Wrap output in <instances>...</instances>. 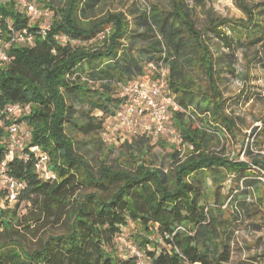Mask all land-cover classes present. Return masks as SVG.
<instances>
[{
	"label": "trees",
	"instance_id": "16d2710c",
	"mask_svg": "<svg viewBox=\"0 0 264 264\" xmlns=\"http://www.w3.org/2000/svg\"><path fill=\"white\" fill-rule=\"evenodd\" d=\"M35 1L50 11L49 21L31 24L12 0L0 5L16 28L35 34L33 46L12 43L9 61L0 62V111L16 103L29 107L12 115L30 131V140L9 162L23 183L17 206H30L22 220L38 222L54 212L65 230L33 249L14 240L0 242V264H137L119 237L135 243L150 264H229L230 244L220 239L216 216L205 205L203 176L233 173L247 185L261 180L253 172H264V155L253 154V146L263 150L264 119L246 147L253 155L250 162L208 149L212 131L196 119L202 121L197 113H204L216 131L235 134V119L226 113L219 85L223 72L234 74V69L218 67L216 52L264 44V1L233 0L244 18L217 16L206 8L207 0H149L127 12L102 11L105 0H42L43 6ZM161 59L168 67L166 89L183 108L170 115L168 126L180 138L179 146L193 148L187 147L186 155L180 147L169 153L168 169L155 166L146 158L152 138L141 133L124 142L130 149L129 156L120 153L127 158L124 164L108 163L106 152L93 165L76 150L71 133L99 135L106 114H115L124 103L121 84L154 79L149 63ZM135 141L142 160L131 150ZM30 145L47 152L54 177L35 170ZM6 151L3 126L0 161ZM236 202L232 194L224 205ZM9 204L7 190L0 187V228L11 226L9 210L2 207Z\"/></svg>",
	"mask_w": 264,
	"mask_h": 264
},
{
	"label": "rangeland",
	"instance_id": "374dc122",
	"mask_svg": "<svg viewBox=\"0 0 264 264\" xmlns=\"http://www.w3.org/2000/svg\"><path fill=\"white\" fill-rule=\"evenodd\" d=\"M158 2V0H153ZM160 1V0H159ZM261 1V0H252ZM264 1V0H262ZM191 3V0H189ZM43 6L42 0L39 1ZM149 0H105L101 5L102 11H133L140 7L144 8ZM56 4V1L54 2ZM207 9L213 10L217 16L226 18H244L243 12L236 7L233 0H207ZM219 49V48H218ZM219 51V50H218ZM220 56L219 66L231 72H223L224 79L219 83L223 98L228 105L227 111L233 114L236 128L234 133L228 129L215 130L216 123L208 115L197 113L202 121L196 119V124L201 128L210 127L211 139L208 149L229 158H237L250 162L253 155L246 152V147L252 139L255 127L261 125L264 119V44L253 47L236 45L231 50L221 49L216 52ZM116 93L115 96H117ZM97 115L101 113L96 112ZM195 114V113H194ZM196 116V117H197ZM185 120H188L185 118ZM137 124L145 122L143 117L136 119ZM203 122L206 126H204ZM173 125V129L179 132ZM74 138L76 150L83 154L93 165L98 166L104 153L107 154V162H120L124 164L127 159L122 156L123 151L129 156L130 149L125 147V141L134 135L128 126L120 125L116 113L106 114L104 118V129L99 135L96 133L80 134L71 133ZM168 132L159 137L158 140L151 139L150 151L146 158L155 166L170 168L171 159L169 153L180 147L182 154L187 153V144L179 146L175 143ZM137 141V140H136ZM131 147L132 152L138 159H143V154L138 142ZM109 147L113 148L110 152ZM264 144L261 149L254 145L253 154L264 155ZM121 155V158L119 157ZM254 168L255 165H252ZM255 176L261 180L251 179L252 183L239 181L237 175L230 173L222 175L205 174L203 190L206 194L205 205L212 209L216 216V224L220 227V239L230 244L229 264H264V172L255 169ZM235 195L237 200L235 206L224 205L230 195ZM11 201L3 208L9 210L7 213L11 220V226L0 228V242L14 240L15 243L33 249L38 247L49 235L59 234L65 230L63 219H59L54 212L46 214L38 222H26L22 220L29 210L27 202ZM14 211V212H13ZM20 217L19 222L13 221Z\"/></svg>",
	"mask_w": 264,
	"mask_h": 264
},
{
	"label": "built area",
	"instance_id": "2783aa9c",
	"mask_svg": "<svg viewBox=\"0 0 264 264\" xmlns=\"http://www.w3.org/2000/svg\"><path fill=\"white\" fill-rule=\"evenodd\" d=\"M9 0H0V5ZM20 11L27 14L30 23H35L38 19L44 18L49 21L51 13L48 9H42L35 0H12ZM0 62L9 61L8 49L12 43L17 45L35 44V34L28 27L16 28L10 17H5L0 12ZM6 28V29H5ZM46 28H49V22L41 33L46 34ZM65 42L64 36H57ZM149 66L154 69L157 77L154 79H138L128 83H122L121 93L124 96V103L116 111L117 119L120 125L128 126L130 131L136 135L147 133L152 139L158 140L160 136L173 133L168 126L170 115L174 111L183 110L178 103L176 96L167 91L168 85V67L161 59L152 61ZM28 106L23 107L19 103L10 105L7 109L0 111V127L6 126L7 133V151L4 158L0 161V187L7 190L11 201H17V197L23 188V183L19 181L10 171L9 162L19 151H21L30 140V131L26 129L23 123L18 122L12 117L22 111H27ZM140 117L145 119L142 125L137 124L136 119ZM174 134V133H173ZM176 144L181 140L178 135L172 136ZM187 146L192 149L189 144ZM29 150L35 156V170L47 177H54L49 171V156L38 145H30ZM26 159V157H24ZM119 241L125 246L127 251L137 259V264H150L144 253L137 248L135 243L124 237H119ZM183 264H201L199 262L185 261Z\"/></svg>",
	"mask_w": 264,
	"mask_h": 264
}]
</instances>
